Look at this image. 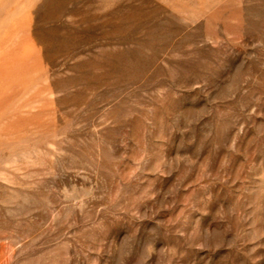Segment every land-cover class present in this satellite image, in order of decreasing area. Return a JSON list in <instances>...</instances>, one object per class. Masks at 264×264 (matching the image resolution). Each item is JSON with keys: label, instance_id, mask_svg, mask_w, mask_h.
<instances>
[{"label": "rangeland", "instance_id": "374dc122", "mask_svg": "<svg viewBox=\"0 0 264 264\" xmlns=\"http://www.w3.org/2000/svg\"><path fill=\"white\" fill-rule=\"evenodd\" d=\"M0 264H264V0H0Z\"/></svg>", "mask_w": 264, "mask_h": 264}, {"label": "bare ground", "instance_id": "6f19581e", "mask_svg": "<svg viewBox=\"0 0 264 264\" xmlns=\"http://www.w3.org/2000/svg\"><path fill=\"white\" fill-rule=\"evenodd\" d=\"M19 62V61H18Z\"/></svg>", "mask_w": 264, "mask_h": 264}]
</instances>
